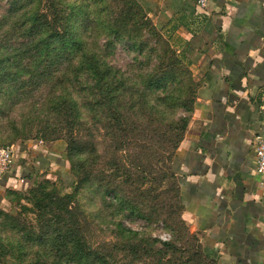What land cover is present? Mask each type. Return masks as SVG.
I'll return each mask as SVG.
<instances>
[{
	"label": "rangeland",
	"instance_id": "obj_1",
	"mask_svg": "<svg viewBox=\"0 0 264 264\" xmlns=\"http://www.w3.org/2000/svg\"><path fill=\"white\" fill-rule=\"evenodd\" d=\"M132 1L57 4L70 15L68 35L79 34L89 47L104 48L102 59L120 70L114 100L95 108L94 95L87 90L84 124L72 133L56 130L61 121L57 108L43 105L47 100L39 93L36 107L35 99L12 104L5 101L6 84L0 82V142L15 145L16 152L21 144L37 143L46 153L56 142L64 144L70 174L65 181L55 170H43L30 187L5 188L9 205H0V264H77L59 254L55 236L48 235L57 224L78 231L81 247L96 253L95 264H212L203 256L201 237L185 218L172 170L197 97L195 71L192 64L178 60L172 38L152 28L162 29L156 22L142 23ZM8 7V0H0V14ZM93 11L109 28L125 33L121 42L108 44L104 31L82 27L84 20L94 19ZM133 41L137 46L130 48ZM157 73L158 84L150 85L149 75ZM39 184L60 196L71 195L70 213L62 215L60 223L34 205L31 191Z\"/></svg>",
	"mask_w": 264,
	"mask_h": 264
},
{
	"label": "crops",
	"instance_id": "obj_2",
	"mask_svg": "<svg viewBox=\"0 0 264 264\" xmlns=\"http://www.w3.org/2000/svg\"><path fill=\"white\" fill-rule=\"evenodd\" d=\"M139 1L198 81L172 159L185 218L213 264H264V185L255 158L264 135V0H210L204 9L197 0ZM34 144H21L12 172L0 178L5 208L6 187H30L43 170L69 178L64 144L48 153Z\"/></svg>",
	"mask_w": 264,
	"mask_h": 264
},
{
	"label": "trees",
	"instance_id": "obj_3",
	"mask_svg": "<svg viewBox=\"0 0 264 264\" xmlns=\"http://www.w3.org/2000/svg\"><path fill=\"white\" fill-rule=\"evenodd\" d=\"M8 1L9 7L0 14V82L6 84L5 101L15 104L35 99L32 102L36 107L34 102L39 93V98L47 100L43 105L53 103L57 108L56 112L61 121L55 125L56 130L69 129L72 133L75 126L84 124L82 105L86 107L87 90L94 95L95 108L103 105L105 101L114 100L112 95L119 89L120 70L102 59L101 52L104 48L98 50L96 47H89L88 41L79 34L68 35L72 31L69 24L70 15L57 7L60 2L63 4V0ZM45 2L49 5L44 8ZM132 2L143 17L142 23H152L153 20L141 2ZM92 14L94 19H86L82 24L85 30L104 31L108 44L122 41L125 33H121L119 28H109L108 24L101 21L98 11H93ZM101 24L105 30H102ZM152 28L164 32L163 28L158 30L156 25ZM131 33L129 36L138 37ZM164 36L167 38L166 34ZM133 46H137L136 41L129 45L130 48ZM176 57L186 66L191 65V61L184 54L180 53ZM161 68L163 67L158 65V69ZM149 78V84L155 86L161 76L159 73L150 74ZM39 109L40 107L36 108ZM183 138L184 136L179 142ZM0 144L10 145L1 142ZM177 148L178 146L175 152ZM44 188L45 186L39 184L38 188L32 189L34 205L46 210V213L51 214L53 221L58 220L60 223L62 215L70 213L68 201L71 195L60 196L57 191L51 192ZM45 201H48L47 205H42ZM64 203L66 204L63 205ZM48 235L55 236L57 252L68 257L69 261L77 264L96 263V253L91 248L85 250L81 247L78 231L61 229L57 224ZM42 237L40 234L39 238ZM71 245L73 247H70ZM203 256L213 264L206 253L203 252Z\"/></svg>",
	"mask_w": 264,
	"mask_h": 264
},
{
	"label": "built area",
	"instance_id": "obj_4",
	"mask_svg": "<svg viewBox=\"0 0 264 264\" xmlns=\"http://www.w3.org/2000/svg\"><path fill=\"white\" fill-rule=\"evenodd\" d=\"M210 0H197V6L206 8ZM256 158V171L262 178L264 185V135L257 137V146L255 150ZM16 160V147L15 145H2L0 144V178L9 175L14 167ZM23 181V180H22Z\"/></svg>",
	"mask_w": 264,
	"mask_h": 264
}]
</instances>
